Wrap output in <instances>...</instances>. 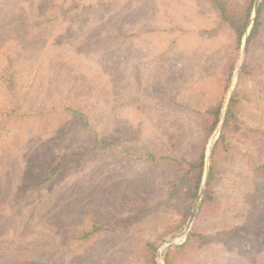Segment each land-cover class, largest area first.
Segmentation results:
<instances>
[{"label":"rangeland","instance_id":"obj_1","mask_svg":"<svg viewBox=\"0 0 264 264\" xmlns=\"http://www.w3.org/2000/svg\"><path fill=\"white\" fill-rule=\"evenodd\" d=\"M241 51L209 0H0V264H142L146 240L157 260L174 237L166 264L198 195L185 227L165 234L168 213L189 211V189L156 203L181 170L136 156L207 154L225 120L205 137L195 110L223 108L239 62L238 119L215 155L213 209L197 222L204 239L175 261L264 264L254 167L264 163V28ZM9 57L15 87L3 79ZM93 223L105 229L82 240Z\"/></svg>","mask_w":264,"mask_h":264},{"label":"trees","instance_id":"obj_2","mask_svg":"<svg viewBox=\"0 0 264 264\" xmlns=\"http://www.w3.org/2000/svg\"><path fill=\"white\" fill-rule=\"evenodd\" d=\"M201 1V0H200ZM206 1V0H205ZM208 1V0H207ZM212 6L217 11V16L219 21L222 24L228 26V28L233 32L235 36V46L236 49H240V44L243 39V36L246 32L254 1L248 0L247 3L243 6H238L232 3L230 0H209ZM264 28V0L258 10L257 17L250 33L248 39V46L251 44L253 40L259 37ZM13 59L9 57V65L4 68L5 74L3 75V79L7 83L8 87L16 86V70L13 66ZM233 68L231 67V71L227 80H230V76L232 74ZM249 71V63L246 62L242 65L240 71V80H243L245 75ZM240 103L239 93L236 91L232 99L229 103V107L226 114V119L224 126L221 130L219 138L214 144L212 155H211V166L209 170V176L207 181V186L205 190L204 197L200 204L198 210V216L196 218L195 224L191 227L188 232L186 241L179 245H172L166 248L164 251V260L166 264H176L175 254L176 251L182 253L187 257V260H190L192 257L189 255L191 253H195L196 247L202 243L204 239V233L201 232L199 223H197L201 218H203L212 208V202L214 201V192L213 187L211 185V180L216 173L215 168V155L220 149H223L227 146V135L228 130L231 126L237 121L238 115V107ZM222 108V101L216 100L210 102L204 110H195V112L202 116V120L200 121L201 131L205 135V137H209L212 135L214 130L216 129L220 113ZM77 120L82 122L88 121L86 115L77 109L71 108ZM233 127V126H232ZM206 146H201L198 148V151L192 155L191 158H186L185 156H172L170 154H161L154 152H142L140 155L137 154L136 158L143 161H149L155 163L156 165H170L177 170H181V172L169 183L168 188L166 189L162 198L156 200V203L160 201L165 202H173L180 195V190L183 187H187L189 189V211L185 214V216H180L175 212L168 213V223L166 225L165 234H171L178 230H181L185 227L187 218L190 214V209L192 207V203L196 199L200 185L202 182L203 174H204V166H205V158H206ZM254 167L256 170L264 171V163L263 164H255ZM35 189V188H34ZM155 203V204H156ZM105 229V226L102 224L93 223L89 229H84L81 231L82 240H88L102 230ZM156 242L152 240H146L144 243V259L142 264H157L156 260ZM197 253V252H196Z\"/></svg>","mask_w":264,"mask_h":264},{"label":"water","instance_id":"obj_3","mask_svg":"<svg viewBox=\"0 0 264 264\" xmlns=\"http://www.w3.org/2000/svg\"><path fill=\"white\" fill-rule=\"evenodd\" d=\"M261 2H262V0H256L255 1L251 18L249 20L246 32H245V34L243 36V39H242V51H241L242 57L245 54L246 45H247L250 33L252 31V28L254 26V23H255V20H256V17H257V13H258V9H259V6H260ZM240 65H241V62H239V64H238V67L236 69V73L234 75L233 82H232V84L230 86V89L228 91V94H227V99H226V101H225V103L223 105V108H222V111H221V116H220V121H219V124H218V127H217V131H216L217 134L220 132V130H221L222 126H223V123H224V120H225L226 111H227V107H228V103L230 101V98L232 96V92H233L235 83H236L237 78H238V70L240 68ZM213 142L214 141L210 142V145H209V148H208V152L206 154L205 169H204V174H203V178H202V186H201V190H200V192L198 194V197H197L194 209H193V214H192L191 220H193L194 215L196 214V212H197V210L199 208L201 199H202L203 194H204V188H205V184H206V181H207V178H208V175H209V170H210V156H211V153H212ZM174 242L175 241H174V237H173V238H166L160 243V245L158 247V250H157V255H158L157 261H158V264H164L163 260H162V250H163V248L166 245L172 244Z\"/></svg>","mask_w":264,"mask_h":264}]
</instances>
